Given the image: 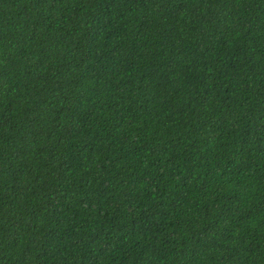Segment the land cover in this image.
I'll list each match as a JSON object with an SVG mask.
<instances>
[{"label": "trees", "instance_id": "1", "mask_svg": "<svg viewBox=\"0 0 264 264\" xmlns=\"http://www.w3.org/2000/svg\"><path fill=\"white\" fill-rule=\"evenodd\" d=\"M0 264H264V0H0Z\"/></svg>", "mask_w": 264, "mask_h": 264}]
</instances>
